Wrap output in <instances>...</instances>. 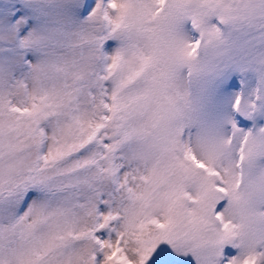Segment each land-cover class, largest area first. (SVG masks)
I'll list each match as a JSON object with an SVG mask.
<instances>
[{"label":"snow or ice","instance_id":"1","mask_svg":"<svg viewBox=\"0 0 264 264\" xmlns=\"http://www.w3.org/2000/svg\"><path fill=\"white\" fill-rule=\"evenodd\" d=\"M0 264H264V0H0Z\"/></svg>","mask_w":264,"mask_h":264},{"label":"rangeland","instance_id":"2","mask_svg":"<svg viewBox=\"0 0 264 264\" xmlns=\"http://www.w3.org/2000/svg\"><path fill=\"white\" fill-rule=\"evenodd\" d=\"M238 83H239V79H238Z\"/></svg>","mask_w":264,"mask_h":264}]
</instances>
